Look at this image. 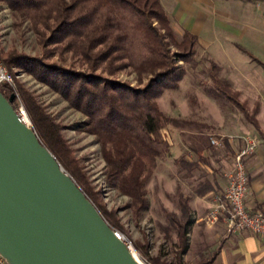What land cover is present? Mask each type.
Segmentation results:
<instances>
[{
    "label": "trees",
    "instance_id": "16d2710c",
    "mask_svg": "<svg viewBox=\"0 0 264 264\" xmlns=\"http://www.w3.org/2000/svg\"><path fill=\"white\" fill-rule=\"evenodd\" d=\"M254 1L264 3V0ZM0 2L6 4L13 18L28 21L43 49L42 54H29L16 48H1L0 56L9 72L13 74L17 69L30 75L85 117L81 129L96 138L106 182L128 199L127 208L138 217L149 206L146 181L153 175L159 160L170 152L171 145L164 130L169 126H186L190 122L164 113L156 97L164 89L178 88L186 72L184 65L193 70L198 68V37L189 31L181 35L176 33L160 0ZM56 52L61 62L63 55L69 53L85 68L51 60ZM249 54L264 68L259 58ZM126 69L134 74L135 84L112 77ZM221 70L217 62L209 60V66L198 71L205 76L197 81L203 93L221 105L229 103L262 135L255 116L257 108L251 114L248 112L245 103L239 99V91ZM17 85L40 141L109 224L122 231L114 212L100 204L97 192L89 186L64 137L62 125L18 81ZM0 92L5 97L12 94L7 85H1ZM175 162L187 173L197 165L188 161L184 154ZM208 182L198 185L195 192L200 195L213 191ZM177 200L179 214L164 208L162 211L170 222L166 230H177L181 254L187 248L186 236L192 215L188 198L177 192ZM149 259L151 264H171L160 255ZM178 259L180 261V255Z\"/></svg>",
    "mask_w": 264,
    "mask_h": 264
},
{
    "label": "rangeland",
    "instance_id": "374dc122",
    "mask_svg": "<svg viewBox=\"0 0 264 264\" xmlns=\"http://www.w3.org/2000/svg\"><path fill=\"white\" fill-rule=\"evenodd\" d=\"M224 5L230 13V30L221 32L218 41L207 49L198 46V68L193 70L184 65L186 72L179 81L178 88L164 89L156 97V101L164 113L189 120L186 127L196 129L205 135L211 133L210 137L228 138L246 133L260 141L264 137V68L253 61L249 53L264 62V3L254 0H232ZM36 40L28 21L13 18L6 4L0 2V49L16 48L29 54H42L43 49ZM62 59L63 62L56 52L51 60H58L66 66L85 68L69 53L64 54ZM209 60L217 61L221 66V74L239 91V99L245 103L248 112L251 114L253 109L257 108L255 116L262 135L229 103L221 105L203 93L197 81L198 78L205 76L198 71L208 67ZM0 61L8 70L1 56ZM13 75L14 85L11 90L17 94L24 107L17 81L62 125L64 137L73 156L79 161L89 186L97 192L100 204L108 211L114 212L115 219L122 227V231H116L127 244L131 245L135 257L144 264H151L149 258L157 255L171 264L199 263L197 251L200 249V243L192 231L193 228L190 227L187 232V248L181 254H179L181 240L177 230L175 228L166 230L170 227V222L162 209L178 214L180 212L175 202V194L173 197L166 196V192L159 184V167L145 184L148 208L138 217L134 216L127 208L128 199L120 195L105 180L104 163L96 138L81 129L85 117L30 75L17 69H14ZM112 77L136 83L134 74L128 69L119 71ZM13 101L16 105V99Z\"/></svg>",
    "mask_w": 264,
    "mask_h": 264
},
{
    "label": "water",
    "instance_id": "95a60500",
    "mask_svg": "<svg viewBox=\"0 0 264 264\" xmlns=\"http://www.w3.org/2000/svg\"><path fill=\"white\" fill-rule=\"evenodd\" d=\"M0 92V255L8 264H142Z\"/></svg>",
    "mask_w": 264,
    "mask_h": 264
},
{
    "label": "crops",
    "instance_id": "0c3cea01",
    "mask_svg": "<svg viewBox=\"0 0 264 264\" xmlns=\"http://www.w3.org/2000/svg\"><path fill=\"white\" fill-rule=\"evenodd\" d=\"M229 1L232 0H160L176 33L195 34L202 49L217 42L221 32L230 30V13L224 5ZM164 133L171 147L169 155L160 159L156 167L160 170L159 184L166 196L175 194L177 206V192L188 198L190 227L200 243L197 264H264V237L248 230L230 234L221 221L207 225L202 220L210 208L212 195L224 189L226 173L241 143L239 137L246 133L228 136L231 140L225 141L221 148L210 145L211 133L205 135L186 126H169ZM258 142L256 151L246 158L249 187L246 206L264 212V138ZM182 154L197 164L191 173L181 170L175 162ZM206 180L213 191L198 195L195 188Z\"/></svg>",
    "mask_w": 264,
    "mask_h": 264
},
{
    "label": "built area",
    "instance_id": "2783aa9c",
    "mask_svg": "<svg viewBox=\"0 0 264 264\" xmlns=\"http://www.w3.org/2000/svg\"><path fill=\"white\" fill-rule=\"evenodd\" d=\"M1 85H7L12 88L14 75L0 61ZM12 94L14 95V100L16 99L17 101L14 109L18 117L26 124L32 126L22 101L13 91ZM227 140H231V138L211 137L209 141L214 147H222ZM239 140L241 143L234 152L232 166L226 173V185L222 191L215 192L212 195V203L202 220L207 225H213L221 221L226 232L230 234L248 230L253 234L264 237V214L259 210H250L246 206L249 196L246 158L256 151L259 142L256 137L250 134L240 136ZM117 235L122 238L119 233ZM127 245L133 252L131 245ZM0 264H8L1 255Z\"/></svg>",
    "mask_w": 264,
    "mask_h": 264
},
{
    "label": "bare ground",
    "instance_id": "6f19581e",
    "mask_svg": "<svg viewBox=\"0 0 264 264\" xmlns=\"http://www.w3.org/2000/svg\"><path fill=\"white\" fill-rule=\"evenodd\" d=\"M134 255H136L135 253H133ZM138 260V259H137Z\"/></svg>",
    "mask_w": 264,
    "mask_h": 264
}]
</instances>
